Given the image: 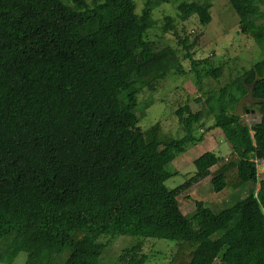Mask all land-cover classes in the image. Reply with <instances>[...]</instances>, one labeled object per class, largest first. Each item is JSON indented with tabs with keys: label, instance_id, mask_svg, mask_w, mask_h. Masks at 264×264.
Segmentation results:
<instances>
[{
	"label": "trees",
	"instance_id": "trees-1",
	"mask_svg": "<svg viewBox=\"0 0 264 264\" xmlns=\"http://www.w3.org/2000/svg\"><path fill=\"white\" fill-rule=\"evenodd\" d=\"M141 1L137 13L135 0H0V264L21 253L22 264H97L118 235L174 241L169 264H264V117L234 115L254 81L264 99V58L209 91L200 110L176 109L184 134L164 140L159 123L139 127L137 96L183 71L169 46L146 37L153 8L169 0ZM228 3L240 33L264 47L255 0ZM211 6L180 2L177 17L207 25ZM174 22L164 17L162 31L186 50L196 85L217 81L222 67L194 59ZM212 129L229 156L203 153L193 177L166 188L169 165ZM206 172L214 192L246 184L248 194L219 212L196 200L186 216L178 197ZM140 248L122 249L118 264H145Z\"/></svg>",
	"mask_w": 264,
	"mask_h": 264
},
{
	"label": "rangeland",
	"instance_id": "rangeland-1",
	"mask_svg": "<svg viewBox=\"0 0 264 264\" xmlns=\"http://www.w3.org/2000/svg\"><path fill=\"white\" fill-rule=\"evenodd\" d=\"M90 1L87 0V2ZM193 1H209L212 4L209 10L211 20L207 25H201L196 16H191L183 22L178 19V3ZM228 1L169 0L153 8L151 13L153 26L147 31L146 37L151 41L169 46L174 51L183 72L169 74L158 84L156 83L153 89L145 87L137 96L135 109L141 129L159 123L164 140L182 137L184 132L174 115L176 109L188 105L193 112L200 110L209 91H217L238 73L264 58V47H259L252 38L240 33L239 18ZM135 3L136 12L139 13L144 7L143 2L135 0ZM255 3L262 13L261 17L264 18V0H255ZM166 16L175 20L174 31L180 38L187 36L186 43L191 45L188 50L192 52L194 59L209 58L213 66L222 67V74L217 81L212 78H203L201 86L196 85L195 76L190 71V64L184 57L186 50L170 31H162ZM194 37L197 40L195 44H192ZM198 97H202L201 103L195 102ZM248 105L251 104L245 103L243 107ZM253 110L254 114L241 116L244 123L252 124L260 120V115L255 109ZM210 125H212V117H208L202 130L204 131ZM202 130L197 129L194 135L198 136ZM205 152H212L224 158L229 156L230 146L219 130L212 129L205 134L202 141L188 144L185 151L173 160L169 170L175 174L164 182L166 188L173 189L193 177L195 175L193 161ZM256 168L257 177L260 180L264 174L263 163L256 160ZM209 177V172H206L203 179L190 186L185 193L190 198L178 197L181 213L190 216L194 211L196 200L202 201L212 211L219 212L229 208L248 194L247 191L245 192V188L248 189L246 184L238 188L228 186L220 192H214ZM136 244H139L141 252L148 256L145 264H169V256L176 245L171 240L118 235L110 240L97 264H118L117 259L121 250ZM23 260L24 254L21 253L13 264H22Z\"/></svg>",
	"mask_w": 264,
	"mask_h": 264
},
{
	"label": "water",
	"instance_id": "water-1",
	"mask_svg": "<svg viewBox=\"0 0 264 264\" xmlns=\"http://www.w3.org/2000/svg\"><path fill=\"white\" fill-rule=\"evenodd\" d=\"M254 84H255V81L247 87L246 94L234 106L235 107L234 108V115L241 117L245 114H254L255 111L253 109H251V110L244 109L243 106L245 105V103H248V104H260V103L262 104V103H264V99H262V100L261 99H255L253 97V86H254ZM257 113L260 116L264 117L263 111L259 110V111H257Z\"/></svg>",
	"mask_w": 264,
	"mask_h": 264
}]
</instances>
